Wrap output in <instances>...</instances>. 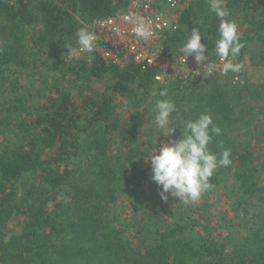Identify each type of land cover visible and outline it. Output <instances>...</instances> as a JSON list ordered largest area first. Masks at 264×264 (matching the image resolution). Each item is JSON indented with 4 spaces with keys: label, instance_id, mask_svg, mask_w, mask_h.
Masks as SVG:
<instances>
[{
    "label": "trees",
    "instance_id": "16d2710c",
    "mask_svg": "<svg viewBox=\"0 0 264 264\" xmlns=\"http://www.w3.org/2000/svg\"><path fill=\"white\" fill-rule=\"evenodd\" d=\"M225 3L244 44L235 61L264 68V0ZM128 4L0 0V264H264V81L164 86L131 56L68 58L79 27ZM218 23L191 0L163 43L178 52L200 27L216 61ZM165 87L171 137L153 123L150 93ZM201 113L222 129L209 149L230 148L232 164L195 203L163 201L145 155Z\"/></svg>",
    "mask_w": 264,
    "mask_h": 264
},
{
    "label": "clouds",
    "instance_id": "9594fccd",
    "mask_svg": "<svg viewBox=\"0 0 264 264\" xmlns=\"http://www.w3.org/2000/svg\"><path fill=\"white\" fill-rule=\"evenodd\" d=\"M208 6L209 12L219 20L214 53L221 62L220 66L212 62L204 64L211 54H205L208 45L201 43L205 34L200 27L190 31V35L178 46L177 51L184 61L190 56L193 57L197 65L206 70V77L212 76L216 71L225 76L230 72H239L242 64L234 61L244 44L241 42L238 25L229 19L231 13L225 0H208ZM122 20L131 25V33L138 40L148 42L155 35L151 21L141 15L129 12L122 16ZM75 38L79 52L91 57L99 39L97 31L81 26L75 32ZM150 95L155 98L153 123L156 129L162 131V135L171 137L177 128L173 119V113L177 111L176 104L167 98L166 87L153 89ZM181 123L183 132L179 138H170L166 144L159 143L145 157L150 162L151 180L160 188L158 195L161 200L167 201L169 197H173L188 205L198 201L203 192L213 187L210 179L216 170L229 167L232 160L230 148H225L219 157L209 149L213 136L222 134V129L213 122L210 113H201L196 119Z\"/></svg>",
    "mask_w": 264,
    "mask_h": 264
},
{
    "label": "built area",
    "instance_id": "2783aa9c",
    "mask_svg": "<svg viewBox=\"0 0 264 264\" xmlns=\"http://www.w3.org/2000/svg\"><path fill=\"white\" fill-rule=\"evenodd\" d=\"M155 0H129V11L117 14L105 19L97 20L91 25V29L97 31L99 39L94 52L106 61L120 64L122 60L132 57L135 62L141 63L144 67L155 68L156 74L154 82L164 85L170 78L180 79L182 68L186 65L189 58L185 61L183 57L167 48L160 46V40L166 32H174L179 27V22L175 19H165L163 13L157 9ZM168 7L176 5L174 0H166ZM134 12L150 20L155 35L150 41L144 42L138 40L131 33V25L122 20V16ZM100 31L107 33V38L100 36ZM78 48L70 49L68 58H78L83 56ZM197 73V68L191 67L187 73L188 76ZM159 77V79H157Z\"/></svg>",
    "mask_w": 264,
    "mask_h": 264
},
{
    "label": "rangeland",
    "instance_id": "374dc122",
    "mask_svg": "<svg viewBox=\"0 0 264 264\" xmlns=\"http://www.w3.org/2000/svg\"><path fill=\"white\" fill-rule=\"evenodd\" d=\"M174 1H175L176 5L171 6V7H168L166 5V1L165 2L163 1L164 3L159 2L157 4L154 1V3H155V6H157V9L163 13V17L165 19H169V20L175 19L178 22H180V17L187 10V7H188L191 0H174ZM128 11H129V4L127 7V10L124 13H126ZM92 24L93 23L90 24L89 28H91ZM100 36L103 38H107V33L104 31H100ZM164 38L165 37L163 34V36L160 40V46L163 48L169 49L163 43ZM169 50H173V49H169ZM173 51H175V50H173ZM206 55H208V54H206ZM82 57L83 58L88 57V54H84L83 56H78V58H82ZM212 59L213 58L210 57V55H209L208 60L205 61L204 64L212 62L213 64L220 66L221 62L219 61V58H217L218 60H216V61H214ZM235 63L242 64V68L239 72H236V73L230 72L227 76H225V75H222L219 71H216L213 73L212 76L206 77L207 76L206 70L203 67H201L200 65H197V63L195 62L194 59L189 58L186 65L181 70L183 77H180V79H177V78L174 79L173 77H171L170 81H168L166 84H164V86L171 84V83L183 85V84H185L191 80H198L202 84H207V83H209V81L211 82L212 78H220L224 81L229 80L230 83L236 87L242 86L243 83L261 84L264 81V68L253 66L250 63V61H248V60L242 61V62H238V61L236 62L235 61ZM191 67L197 68V73H199V74L196 73L194 75L188 76L187 73ZM157 85H159V84H157ZM35 89L37 90V87H35ZM28 91H29V93L32 92L31 90H28ZM35 95H36V93H34V96Z\"/></svg>",
    "mask_w": 264,
    "mask_h": 264
}]
</instances>
